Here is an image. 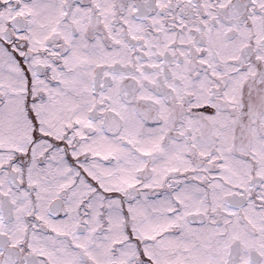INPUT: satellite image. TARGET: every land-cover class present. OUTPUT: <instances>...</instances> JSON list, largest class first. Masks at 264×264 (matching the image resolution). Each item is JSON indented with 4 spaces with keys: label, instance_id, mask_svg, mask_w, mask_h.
<instances>
[{
    "label": "snow or ice",
    "instance_id": "1",
    "mask_svg": "<svg viewBox=\"0 0 264 264\" xmlns=\"http://www.w3.org/2000/svg\"><path fill=\"white\" fill-rule=\"evenodd\" d=\"M0 264H264V0H0Z\"/></svg>",
    "mask_w": 264,
    "mask_h": 264
}]
</instances>
